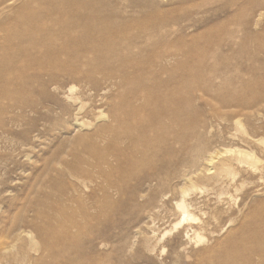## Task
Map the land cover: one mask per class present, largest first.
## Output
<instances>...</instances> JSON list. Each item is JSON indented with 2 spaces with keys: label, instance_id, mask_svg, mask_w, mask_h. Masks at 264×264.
<instances>
[{
  "label": "bare ground",
  "instance_id": "obj_1",
  "mask_svg": "<svg viewBox=\"0 0 264 264\" xmlns=\"http://www.w3.org/2000/svg\"><path fill=\"white\" fill-rule=\"evenodd\" d=\"M10 1L17 0H0V8ZM248 1L247 10L245 8L244 14L242 13L243 18H247L252 7L258 8L261 11L260 15L264 14L262 11L264 0ZM52 6L64 7L65 12L62 16L51 17L43 24L33 25L32 30L25 32L26 37L18 44V52L11 57L10 63L0 62V136L22 121L27 108L35 110L43 105V98L48 95V88L55 86L57 79L60 78L58 75L68 74L75 80H87L93 85L98 81L97 75H100L102 80L110 86L117 87L118 93L109 98L100 99L106 107H95L93 114L95 119H100V123L95 131L78 137L81 147L75 152L76 162L69 167L70 170L63 169L60 174L63 178H70L68 186H65L67 188L64 190V185L60 188L62 191V193L59 191L60 200L62 201L63 194H66V198L73 202L78 194L86 198L85 200H89L90 207L83 205L76 213H62L58 220L51 222L48 226H39V234L44 239L43 244L45 243L47 251V254L42 257L49 256L57 262L59 251L72 249L74 241L79 240L81 234L87 232V223L99 221L102 213L98 212L97 203L102 200V196L106 198L105 200H109L118 195L121 201L138 202L139 209L134 210L137 212L135 214L142 213L145 217L151 218L147 232H143L142 248L144 249L155 251L156 246L163 244L168 235H173L172 242L179 241L178 248L190 242L192 244V242L205 241L207 239L205 232H213L212 225L225 209L221 206L222 198L216 197V205L210 209V216L204 221L201 220L196 211L204 212V209L196 195L194 197V193L204 190V193H207L209 184L224 183L225 176H230L234 180L238 171L235 172L233 162L246 164L256 169L258 162L260 163L262 159L254 149L237 146L221 151L214 149L216 146L213 148L208 144L205 135H208L211 126L214 125L211 122V115L215 113L217 118L223 120L231 107H245L244 105L252 103L253 107L254 103L264 105V91L262 92L264 85L257 84L258 81L256 83L254 78H245L238 65L240 61L235 64L232 62V57L226 56L221 59L214 58L208 68L196 67L198 80L188 82L185 89L179 82L171 83L166 87L159 73L156 72V67L163 69L164 73L172 71L169 72L168 68L164 67V60L170 54L164 45L161 48L158 46L156 57H149V59L141 57L142 51L152 45L150 41L145 43L136 41L115 21L106 22L103 27L91 16L78 12L74 4L64 6L56 3ZM38 10L34 9L32 16H36ZM235 20L238 19L235 18ZM241 21H239L240 24H242ZM254 25L256 26V22ZM99 26L103 28L100 30ZM175 29L176 25L170 28L167 26L165 34L174 33ZM250 30L252 31L253 28ZM214 46H216L215 43ZM259 51L257 50L258 53ZM250 52L253 53V51ZM257 52L255 49L254 54L248 52L250 56H245L247 60H252L250 64L260 58L261 55L256 58ZM174 57L175 55L172 58ZM242 63L244 61L241 65ZM173 72L171 73L174 74ZM258 72L261 73L260 70ZM144 73L148 74L144 75ZM231 75L236 77L235 80L230 77ZM257 75L256 78H258ZM250 77H253V74ZM83 89L84 92L81 91V93L89 96L94 94L96 97H101V90L108 91L107 87L97 88L91 84H86ZM182 90L185 93L184 96L181 95ZM75 91L76 85L73 84L64 92L65 100L61 110L65 111L64 108L67 106L73 107L74 111L77 110L73 114L74 121L78 126H82L86 120H82L80 114L86 103L82 99V94L77 95ZM198 91L209 96L207 103L202 102L213 107L211 115L205 113V107L197 103L198 96L196 97L195 93ZM237 92L240 96H237ZM244 94L248 95V100L242 98ZM19 100L21 103H18ZM97 108L100 109L97 111ZM47 111L53 110L50 107ZM46 116L49 117V114L47 113ZM59 117L61 118L60 115ZM49 122L51 123L50 120ZM236 124L243 129L241 121L237 120ZM55 125L53 124L50 128ZM258 140L264 143L263 137ZM224 153L229 154L230 157L219 160L220 155ZM220 193L223 192L220 191ZM38 195L40 192L34 193L33 198ZM240 233V243L246 248L263 250L264 204L260 205L258 214L245 218L244 227ZM34 235L28 233L27 237L34 248L38 249L42 245L36 242ZM36 238H38L37 235ZM96 238L97 234L91 236L92 243H95ZM84 239L83 237L82 240ZM6 247L0 242V264H12L20 259L18 254L7 255ZM75 247L77 246L74 245ZM164 250L165 247H163ZM79 254L81 253L74 255L76 258L70 259V263L86 264L89 261L87 257ZM210 254L221 253L211 252ZM224 254L226 255L222 256V264L235 262L228 252ZM23 256L26 257L25 254Z\"/></svg>",
  "mask_w": 264,
  "mask_h": 264
},
{
  "label": "rangeland",
  "instance_id": "obj_2",
  "mask_svg": "<svg viewBox=\"0 0 264 264\" xmlns=\"http://www.w3.org/2000/svg\"><path fill=\"white\" fill-rule=\"evenodd\" d=\"M56 3L64 6L74 4L78 12L91 16L103 27L106 22L115 21L119 27L126 29L136 41L141 43L150 41L153 49L148 46L142 51L141 57L147 59L156 57L158 46L161 48L164 45V48L170 53L167 55L170 60L168 58V60H164V67H167L169 72L174 71V74L171 72L164 73L160 67H156V72L159 73V77L166 87L171 83L179 82L185 89L188 82L198 80L196 67L205 66L208 68L214 58L221 59L226 56L232 57V62L235 64L240 61L238 65H240L245 78H254L256 83L258 81L257 84L264 85V60H262L264 58V14L260 15L261 11L252 7L247 18H243L242 13L245 8L247 10L249 5L248 0L10 1L0 8V62L10 63L11 57L18 52V44L26 37L25 32L32 30L33 25L43 24L49 21L51 17L63 15L64 7L52 6ZM34 9H39L36 16H32ZM262 11L264 12V10ZM71 12H73L72 9ZM182 18L186 20H181ZM174 22H177L178 25L177 23L172 24ZM255 22L256 26L254 25ZM175 25L176 31L174 33L165 34L167 26L170 28ZM245 26L246 29H244ZM103 27L99 26V29L101 30ZM251 28H253L252 31ZM251 40L253 44H251ZM239 43L241 44L238 45ZM255 49L256 52L260 50L259 53L257 52L256 58H259L258 55H261L260 58L263 56V58H259L260 62H258L259 59H255L253 64H250L252 60H247V57L254 54ZM174 55L175 57L172 58ZM243 61L244 63L241 65ZM257 64L259 65L257 66ZM259 70L262 74L258 72ZM253 72H258L259 75ZM170 74L172 75L169 77ZM252 74L253 77H250ZM58 76L60 78L57 79L55 86H52L51 89L48 88L49 93L43 98V105L35 110L27 108L22 121L17 125L18 127L14 126L8 129L6 133L0 136V242L7 246L5 248L7 255L18 254L20 256L19 261L17 260L12 264H73L70 263V259H75L74 255L77 256L78 253L87 257L89 264H222V256L226 255L225 252L232 255L235 261L233 264H264V248L263 250L246 248L239 240L245 218L258 214L260 205L264 204V143L258 140V138H264V105L254 103V108L252 103L246 104L247 107L246 105L238 108L231 107L226 112V119L222 120L217 118L215 113L211 115L214 110L213 107L205 104L209 96L203 95L199 91L195 93L196 97L198 96L197 103L205 107V113L212 116L211 122L212 125L214 124L211 126L208 135H205L208 144L213 148L216 146L214 149L221 151L237 146L254 149L259 158H262H260V163L258 162L256 169L255 167H248L246 164L233 162L232 164L235 166L232 167L235 172L238 171L234 180L230 176H225L226 181L224 183L207 185V187L209 186L207 193H204L205 190L194 193V197L196 195L204 209V212L196 211L198 217L203 221L210 216V209L216 205V199L222 198L223 205L221 204V206L225 210L212 225L213 232H215L206 231L207 239L205 241L192 242V244L190 242L189 245H184L182 248L177 247L179 241H171L173 235H168L163 244L156 246L155 251L144 249L142 248V237L147 232L151 218L145 217L142 213L137 214L138 216L135 214L137 213L135 211L139 209L138 202L121 201L118 195L109 200H105L106 198L102 196V200L97 203L98 212L101 211L102 213L99 221L87 223V232L81 234L79 240L74 241L72 249L59 251L57 262H54L49 256L42 257L47 254V251L45 243L43 244L44 239L39 234V226H48L51 222L58 220L62 213H76L83 205L90 207L89 200H85L86 198L80 197L78 194H76L77 198L73 202L66 198V194H63V200H60L61 186L64 185L65 190L67 188L65 186H68L70 181V178H63L60 174L63 169L70 170L69 167L76 162L75 152L81 147L78 137L87 132L95 131L98 123H100V119H95L93 115L94 110H96L95 107H106L100 99L109 98L118 93L117 87L110 86L109 83L102 80L100 75H97L96 80L98 81L94 85L88 83L87 80V82L82 79L75 80L68 74ZM233 76L230 77L235 80L236 77ZM73 84L76 85V94H82V99L86 103L80 114L81 119L86 120V125L78 126L74 121L73 114L77 110L74 111L73 107L67 106L64 108L65 111L61 110L65 100L63 94ZM86 84H91L97 88L107 87L108 91L105 92L106 89L101 90V97H96L94 94L89 96L83 93ZM81 91L83 92L81 93ZM184 94L182 90L181 95L184 96ZM244 95L242 98L248 100V95ZM237 96H240L239 92H237ZM19 102L21 103L20 100ZM50 107L54 112L47 111ZM98 109L100 108H97V111ZM47 113L49 117L46 116ZM237 120L241 121L245 131L236 124ZM53 124L56 125L50 128ZM2 141L3 143H1ZM229 157V154L224 153L220 155L219 160ZM36 192H40V195L33 198ZM131 212L133 213L131 214ZM78 218L80 219L81 215ZM232 219L233 221H231ZM28 233L35 234L36 242L42 245L38 249L36 248L37 250L30 239L28 240ZM95 234H97V238L95 243H92L91 236ZM83 237L84 240H82ZM134 240H136L135 243ZM132 244L134 245L128 246ZM74 245L77 246L76 249ZM163 247H165L164 251ZM249 251L251 252L249 253ZM211 252L221 254L214 255L210 254ZM24 254L26 257L23 256Z\"/></svg>",
  "mask_w": 264,
  "mask_h": 264
}]
</instances>
